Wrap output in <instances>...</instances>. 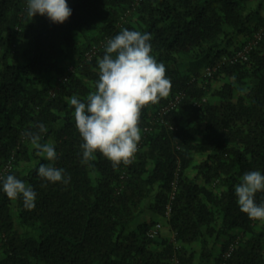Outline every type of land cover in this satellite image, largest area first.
Returning <instances> with one entry per match:
<instances>
[{
	"label": "trees",
	"instance_id": "16d2710c",
	"mask_svg": "<svg viewBox=\"0 0 264 264\" xmlns=\"http://www.w3.org/2000/svg\"><path fill=\"white\" fill-rule=\"evenodd\" d=\"M68 4L70 17L54 23L31 17L26 0H0V173L37 193L28 209L0 192V264H264V221L234 193L242 173H264V0ZM124 28L151 33L171 89L141 109L134 159L114 167L99 152L82 159L69 98L95 90L104 45ZM256 33L246 58L232 60ZM41 122L66 184L37 174L48 161L25 132ZM145 209L166 233L148 235L157 222L138 220Z\"/></svg>",
	"mask_w": 264,
	"mask_h": 264
},
{
	"label": "clouds",
	"instance_id": "9594fccd",
	"mask_svg": "<svg viewBox=\"0 0 264 264\" xmlns=\"http://www.w3.org/2000/svg\"><path fill=\"white\" fill-rule=\"evenodd\" d=\"M26 11L31 17L41 14L54 23H63L73 10L68 0H26ZM150 40L151 33L128 28L108 38L97 61L95 90L85 99L77 95L69 98L74 106L75 127L82 138L84 161L94 159L99 152L114 167L121 162L130 164L141 139V109L169 95L171 82L166 67L151 54ZM38 128L39 132H25L38 155L48 161L36 169L38 176L48 182L68 183L70 177L65 170L54 164L58 158L54 142L40 143V133L46 131V126L41 122ZM258 191H264V173L260 170L245 171L234 186L240 209L249 218L264 221V200L257 203L255 199ZM0 192L10 199L22 198L25 208L35 207L37 193L33 186L14 173H0Z\"/></svg>",
	"mask_w": 264,
	"mask_h": 264
},
{
	"label": "built area",
	"instance_id": "2783aa9c",
	"mask_svg": "<svg viewBox=\"0 0 264 264\" xmlns=\"http://www.w3.org/2000/svg\"><path fill=\"white\" fill-rule=\"evenodd\" d=\"M259 37H260V34H259V33H256L255 36H254V38H253L250 42L246 43L242 49L237 50V51L233 54V56H232V60H236V59H245V58H246V53H247L248 50L251 48V46L253 45V43L256 42L257 39H259ZM96 49H97V46H93L88 52H86V56H87V57H90V56L95 52ZM210 70H211V68H207V69H206V71H207L206 73H207V74H210ZM172 104H173V103H172ZM7 167H9V165H7ZM172 184H173V188H174V187H175V185H174L175 183L172 182ZM173 193H174L173 191L170 193V198L173 197ZM168 211H169V206L167 207V210H166L165 213L167 214ZM159 230H160V224H157V223H156L154 226H152V227L149 229V231H148V235L151 236V237H154V236H156V235L158 234ZM234 242H235V241H234ZM234 242H231V243L229 244L227 250L222 254L223 257H227V256H229L230 252L232 251V249H233V247H234ZM221 264H224V263H221Z\"/></svg>",
	"mask_w": 264,
	"mask_h": 264
},
{
	"label": "crops",
	"instance_id": "0c3cea01",
	"mask_svg": "<svg viewBox=\"0 0 264 264\" xmlns=\"http://www.w3.org/2000/svg\"><path fill=\"white\" fill-rule=\"evenodd\" d=\"M196 172H197V169L196 167H190L188 170H187V174L189 176H194L196 175ZM198 182L201 183L203 182V180L201 178H198ZM138 220L141 221V220H154L155 222H157V224H160V226L162 227L161 230H163L162 232L163 233H166V226H165V219L154 214L150 209H145L143 211V213L141 215H139L138 217ZM193 248L197 250V254H196V260L198 259V251H199V248H200V244L199 242H194L192 244ZM218 243H216L215 245V250L216 252L218 251L219 247H218Z\"/></svg>",
	"mask_w": 264,
	"mask_h": 264
},
{
	"label": "rangeland",
	"instance_id": "374dc122",
	"mask_svg": "<svg viewBox=\"0 0 264 264\" xmlns=\"http://www.w3.org/2000/svg\"><path fill=\"white\" fill-rule=\"evenodd\" d=\"M199 158H200V157H199ZM134 223H135V222H134ZM134 223H132V225H133ZM161 229H162V227L160 226V230H159V231H161V233H163V232H162L163 230H161Z\"/></svg>",
	"mask_w": 264,
	"mask_h": 264
}]
</instances>
